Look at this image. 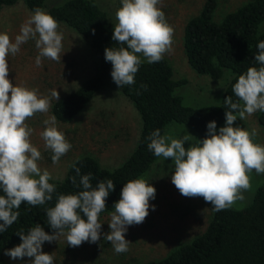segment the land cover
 <instances>
[{
	"label": "clouds",
	"instance_id": "obj_1",
	"mask_svg": "<svg viewBox=\"0 0 264 264\" xmlns=\"http://www.w3.org/2000/svg\"><path fill=\"white\" fill-rule=\"evenodd\" d=\"M122 7L115 13L117 23L112 39L126 47L107 48L105 59L113 66V81L120 87L135 83V75L144 59L149 64L160 62L172 50L174 29L167 23L162 10L163 0H121ZM60 23L40 8L21 25L14 41L7 33H0V233L18 220L22 204L44 205L53 199L56 185L50 183L52 174L41 169L38 161L41 151L31 142L33 129L26 123L36 114H47L53 99L59 100L54 89L50 96H40L38 89L13 85L9 79V56L17 55L21 46L35 40L39 50L35 63L42 66V58L60 62L63 50V33ZM255 60L261 67H250L234 83L232 96L224 101L227 106L226 126L217 131L216 121L208 123V137L185 148L189 135L181 139L161 135L159 129L148 137V149L156 157L172 158L175 166L171 182L181 195L202 197L215 211L232 208L245 199L243 193L251 190V173L264 175V145L256 143L255 129L248 131L233 127L237 118L244 120L257 111L264 112V41L257 45ZM142 57L144 59H142ZM146 88V86H144ZM40 133L45 148L50 150L54 164L59 163L72 148L65 134L57 127L55 115L43 121ZM170 141V143H169ZM202 144V146H201ZM77 175L80 168L73 165ZM91 174L83 175L76 194H60L54 207L46 210L49 234L37 224L27 234L18 233L22 243L5 251L13 260L34 258L32 264H54V256L43 251L45 242L65 237L72 247L84 242L96 243L101 239L100 214L106 210V199L115 190L109 179L100 181L94 188ZM73 185L76 178L72 177ZM156 189L143 178L124 184L121 198L110 213V232L104 239L110 242L117 254L129 251L125 238L128 227L143 223L149 215L150 200ZM154 207V206H152ZM83 214V216L81 215ZM86 217V219H85Z\"/></svg>",
	"mask_w": 264,
	"mask_h": 264
},
{
	"label": "trees",
	"instance_id": "obj_2",
	"mask_svg": "<svg viewBox=\"0 0 264 264\" xmlns=\"http://www.w3.org/2000/svg\"><path fill=\"white\" fill-rule=\"evenodd\" d=\"M16 1L0 0V9ZM23 2L32 11L45 7V0ZM215 7L216 0H206L199 13L186 21L183 48L189 64L198 73L218 78L225 68L230 70L231 75L220 101L201 106L184 104L177 88L187 79L174 76L172 64L166 56L152 64L144 60L135 75V83L121 87L122 93L130 99L141 118L139 136L133 150L112 168L102 165L97 157L89 153L74 158L62 178L50 180L56 185L51 201L39 206L22 204L16 210L20 213L18 220L7 231L0 233V264H4V249L21 240L18 233L27 234L37 224L49 234L53 233L47 224L46 210L55 206L58 195L82 191L80 179L83 175L91 174L94 188L102 180L111 179L114 182L115 190L107 197V208L102 213L114 210L124 184L138 179L156 159L147 147L150 142L148 137L155 130L159 129L163 135L168 123H185L198 133L202 142L208 137L209 122L216 121L217 131L221 128L227 111L224 101L232 96L233 101L237 102L232 92L234 83L248 68L261 67L255 56L260 51L258 43L264 41V29L259 30L258 27L264 20V0H247L227 11L218 21L213 18ZM47 12L87 38L97 57L95 71L51 103L52 115L58 121H68L88 104L113 70L111 62L105 59V50L126 45H119L112 39L115 24L95 0H62L47 6ZM258 119L264 123V112H260ZM74 164L80 168L79 175L73 168ZM72 177L76 178V185H73ZM0 195H3L2 191ZM141 264H264V182L257 186L245 205L222 211L213 209L203 231L172 248L164 256Z\"/></svg>",
	"mask_w": 264,
	"mask_h": 264
},
{
	"label": "rangeland",
	"instance_id": "obj_3",
	"mask_svg": "<svg viewBox=\"0 0 264 264\" xmlns=\"http://www.w3.org/2000/svg\"><path fill=\"white\" fill-rule=\"evenodd\" d=\"M62 0H45L43 11L47 6ZM105 9L110 20L116 24V11L122 7L121 0H95ZM206 0H163L162 10L167 23L174 29L172 50L165 56L172 64L175 77H185L187 82L177 88L184 104L201 106L217 103L221 99L223 88L231 75L225 68L223 75L212 78L208 74L198 73L189 64L183 48V30L186 21L199 13ZM247 0H216L213 11L214 20ZM23 0L5 5L0 9V33H7L13 39L20 33L21 25L33 14ZM60 23L59 31L63 33V50L61 61L56 62L42 58V66L37 67L35 60L39 50L35 40H29L21 46L20 52L9 56V79L13 85L38 89L40 96H50L56 89L59 96L74 89L84 78L91 75L97 65V57L89 45L87 38ZM259 30L264 29V20L259 23ZM142 59H144L142 57ZM146 60V59H144ZM110 74L103 86L90 99L88 104L68 121H58L57 127L71 143V150L63 156L59 163L52 162L53 153L45 148L40 133L44 130L43 121L52 116L51 108L47 114H36L26 123L33 129L31 142L42 154L38 161L41 169H47L55 179L62 178L70 162L79 155L89 153L98 158L102 165L114 167L121 163L133 150L137 143L141 118L130 99L125 96ZM54 100V99H53ZM52 100V101H53ZM51 101V103H52ZM261 111H257L246 119L237 118L233 127H241L248 131L256 130V143L264 145V123L258 119ZM226 126V119L221 127ZM185 141V148L197 144L200 137L188 124L172 121L165 127L163 135ZM170 143V141H169ZM202 146V144H201ZM175 166L172 158L156 157L151 167L138 178H143L156 189L154 199L150 200L149 215L139 225L128 227L125 238L130 242L129 251L117 254L104 234L110 232V213L100 214L102 223L101 239L96 243L84 242L81 246L72 247L66 238L59 241L45 242L43 251L54 256V264H141L147 260L164 256L177 245L189 241L203 231L210 219L213 206L202 197L189 198L181 195L171 182ZM252 188L243 193L245 199L234 206L245 205L258 185L264 182V175L251 174ZM154 206V207H152ZM22 240L12 243L6 250L14 248ZM32 259L24 257L13 260L4 254V264H32Z\"/></svg>",
	"mask_w": 264,
	"mask_h": 264
}]
</instances>
